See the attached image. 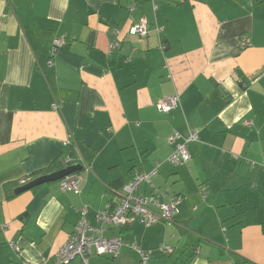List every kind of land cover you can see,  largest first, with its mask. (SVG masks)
I'll use <instances>...</instances> for the list:
<instances>
[{
    "label": "crops",
    "instance_id": "obj_1",
    "mask_svg": "<svg viewBox=\"0 0 264 264\" xmlns=\"http://www.w3.org/2000/svg\"><path fill=\"white\" fill-rule=\"evenodd\" d=\"M143 19L148 35H129ZM55 37L64 44L49 64ZM175 93L179 107L158 112L157 101ZM188 129L198 131L191 159L173 166L168 137ZM64 154L90 165L76 171L79 194L60 180L14 193ZM263 161L264 0H158L156 11L149 0H0V264L50 259L84 205L97 226L96 213L118 201L133 173L157 164L158 201L182 197L173 221L105 236L150 251V264H264ZM138 261L123 246L89 264Z\"/></svg>",
    "mask_w": 264,
    "mask_h": 264
},
{
    "label": "built area",
    "instance_id": "obj_2",
    "mask_svg": "<svg viewBox=\"0 0 264 264\" xmlns=\"http://www.w3.org/2000/svg\"><path fill=\"white\" fill-rule=\"evenodd\" d=\"M149 1L152 3V9L156 11L158 0ZM120 32L115 31V35L119 36ZM127 33L136 37H146L149 33L148 25L144 19L140 20L130 26ZM63 44V38L55 37L53 39L49 49V64H51V59ZM119 45L120 40L117 37L109 42L108 51L117 49ZM179 104L180 97L175 93L157 101L155 107L158 112L168 113L178 108ZM245 125L251 126V123L246 121ZM196 141H198V131L195 129H188L185 134L173 130L168 137V142L173 148L167 157V161L173 166L188 165L191 159L188 144ZM70 145L71 141L70 137H68L63 141V146L68 148ZM63 164L64 167L81 165V171L85 173L91 169L90 165L82 161L78 155L74 157V155L66 154L63 158ZM158 165L147 173L134 172L130 182L124 185L118 201L113 205H107L103 210L96 213L97 226H92L86 219L87 207L84 205L81 209V217L67 240L50 259L43 260L38 264H70L74 260H79L80 264H89V259L93 255L111 258L118 257L123 246H127L138 253V264H150V251L142 249L135 243H129L119 236H105V232L108 229L136 223L144 227H150L158 222L170 224L173 221L174 215L178 212L182 203V197L176 195L166 202L158 201L155 197L158 194V189L152 183V178L157 173ZM261 166L264 168V161ZM28 181L30 180H22L20 185H24ZM80 183L81 177L75 172L60 179L59 188L63 191H72L79 194L81 192ZM142 185H147L150 188L148 195L137 192ZM198 188L201 195H204L206 187L200 185ZM0 229H3V227L0 226ZM8 245L14 253H20L21 249L16 243L9 242ZM157 250L162 254L169 255L172 253L173 248L169 245L160 244Z\"/></svg>",
    "mask_w": 264,
    "mask_h": 264
},
{
    "label": "water",
    "instance_id": "obj_3",
    "mask_svg": "<svg viewBox=\"0 0 264 264\" xmlns=\"http://www.w3.org/2000/svg\"><path fill=\"white\" fill-rule=\"evenodd\" d=\"M80 170H81V165H71L66 168L60 169L58 171L36 177L33 180L25 183L24 185L17 187L14 190V193L18 194V193L30 190L46 182L58 181L62 179L63 177L70 175L72 173H75L76 171H80Z\"/></svg>",
    "mask_w": 264,
    "mask_h": 264
},
{
    "label": "trees",
    "instance_id": "obj_4",
    "mask_svg": "<svg viewBox=\"0 0 264 264\" xmlns=\"http://www.w3.org/2000/svg\"><path fill=\"white\" fill-rule=\"evenodd\" d=\"M65 155L66 154H64L61 158H58L57 160L53 161L48 167L35 171L34 173L31 174V177L40 176V175L48 174V173L59 170L62 166V161ZM70 155H73V154H70ZM10 187H12L11 184L5 185L6 197L8 199L13 196L11 193L8 192Z\"/></svg>",
    "mask_w": 264,
    "mask_h": 264
}]
</instances>
